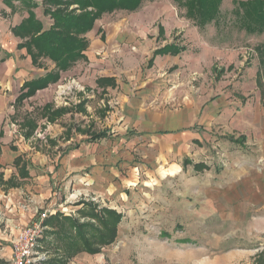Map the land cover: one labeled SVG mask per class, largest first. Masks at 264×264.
Wrapping results in <instances>:
<instances>
[{"label": "rangeland", "instance_id": "374dc122", "mask_svg": "<svg viewBox=\"0 0 264 264\" xmlns=\"http://www.w3.org/2000/svg\"><path fill=\"white\" fill-rule=\"evenodd\" d=\"M35 1L37 15L50 27L44 0ZM48 2L52 10L81 11ZM155 2L163 4L159 14L154 10L145 19L137 37L131 36L133 23L125 24L127 41L110 49L109 70L77 65L43 96L20 106L8 99L0 104V172L15 177L12 163L21 154L31 171L20 188L0 186V264H11L18 232L47 210L56 213L47 217L52 223L45 224L40 243L45 258L37 264H264V32L242 29L235 0H224L217 21L203 30L175 1ZM167 8L171 13H164ZM141 9L116 10L100 20L119 36L122 24L142 18ZM7 15L0 6V17ZM174 45V52L155 54ZM116 73L126 76L110 83L114 90L90 86V77ZM47 106L71 115L56 123ZM29 120L36 124L33 131ZM162 131L170 134H156ZM120 132L136 138L130 155V165L139 167L130 173L134 185L100 196L60 182L59 160L79 140L107 136V142ZM157 137L160 148L152 142ZM187 159L205 169L184 167ZM84 203L116 210L122 222L115 242L100 253L71 256L77 250L53 233L70 225L62 217L96 225ZM8 212L12 228L4 217ZM88 232L99 248L94 230Z\"/></svg>", "mask_w": 264, "mask_h": 264}, {"label": "crops", "instance_id": "0c3cea01", "mask_svg": "<svg viewBox=\"0 0 264 264\" xmlns=\"http://www.w3.org/2000/svg\"><path fill=\"white\" fill-rule=\"evenodd\" d=\"M13 4H14L13 6L12 5L9 6L5 4L4 1L0 0L1 9L7 12L8 14L7 17L6 16L0 17V32H1L0 57L3 60L0 64V104L6 99H8V101H11L12 103L15 102L14 104H17L19 106L23 105V103L27 102L28 100L36 99L41 95L43 96L44 93L50 91V89L54 87L57 83H60L63 81L64 78H67L65 76L72 75L73 74L71 73L72 69H74V67L76 68L77 65L85 66V67L87 66L97 71H101L105 67L108 69L109 66H112L111 62L108 61L109 60L108 57L110 56V52H111L110 49H116L118 45L119 46L121 45L120 42H122L123 40L127 41L126 39H124L127 37L125 35V28H126L125 24H127L129 27L133 23L134 29L129 28L131 31V36L137 37L138 33L140 34V32L142 31L141 26L144 24L145 19L148 18L151 14H153L154 10L157 14H159L158 9L159 7L163 6V4L160 2L151 3V1H145L141 7L142 18L139 17L140 18V19L138 18L139 21L122 24L124 29L120 30L119 36L118 33H115L117 31L116 28H115L116 31L111 29V27L113 26H107V24L103 23L101 20L96 21L94 27L92 28L93 30H91L86 34L89 43V46L85 53L86 59L79 60L78 62L74 63L69 70L60 72L59 79L55 81L50 80L46 86H43L42 88L38 89L35 94L28 97L27 99H24L22 103H19L17 102L19 96H21L23 93H27L29 90L28 89L29 87L25 88L24 85L28 84V82H34L32 80H38V79H42V77H46L48 73L56 70V65L51 60L43 59V58L40 59L37 64H35L30 54L28 53V50L26 48L19 47V44L23 43V40L15 35L13 28L20 25L29 15L27 8H25V6H23V4H21L20 1H14ZM21 5L23 6L22 9H24V11H22L24 15L19 16L17 9H20L19 7ZM164 11H165L164 13H171L168 8L164 9ZM34 12L37 15L36 10H34ZM37 18L43 22L45 27V23L42 17L37 15ZM45 28L47 29V27ZM8 33L12 37H10ZM107 34L108 36L106 37V41L104 42L103 41L104 37ZM45 62L51 63L49 65L50 67L48 66L46 67ZM112 69L114 70V67H112ZM118 74L116 73V74L101 75L100 77H90L89 78L90 86L92 85L98 88L99 90L101 89V91L102 90H105L107 92L110 90L112 91L114 90V88L110 87V84L106 83L100 85L99 83L101 79H112L114 82L115 81L118 82L119 79L122 78V76H126V75H118ZM14 104H13V108H14ZM50 110L51 113L55 112V110L51 108ZM51 113H49L50 116ZM69 115H71L69 111H65L63 114L59 115L58 117H55L57 120V121L55 120L56 123H58L64 117L67 119ZM156 134L162 137L163 135L170 134V132L162 131ZM106 137H103L104 139L102 138L90 139V137L88 138L85 137L83 141L80 140L78 141L79 144H77L74 147V149L69 150L66 157H63L59 160L60 165H58L59 168L57 170V177H59V179L60 178L63 179L62 181H60L63 183V185H67L68 187H73V189L75 187H78L79 189L81 188L80 190L82 192L88 194L92 191L93 193H96L100 196H102L105 193L104 191L119 194L126 187L134 185L135 179L134 181H131L130 173L133 172L136 173V171L139 172V167L136 163H134L133 167L132 165H130V162L133 161L131 160L130 155L132 151L135 150L136 138L133 137L131 138L124 132H120L114 137L110 136L111 138L107 142L105 141L107 139ZM146 141L149 140L147 139ZM152 142L155 145H157V147L159 148L162 146L160 143L161 140H159L158 137L157 139L152 138ZM103 143L106 144L102 146ZM1 150L2 149L0 145V152ZM19 156H21L23 162L26 163L22 154L16 156L15 159ZM14 161L12 164L17 169ZM89 166H93L94 170H91L90 173L83 172L86 171L84 169L89 168ZM1 168H3V164L0 163V169ZM27 170L29 172L27 178H21L19 176V172L17 169L18 172L17 175L15 177L11 176L9 179H6L4 177V173L1 171L0 177L1 176L2 177L0 179V186L7 187L8 188L7 190L20 188L23 181L30 179L31 176L30 166L28 163H27ZM12 178L16 183L15 187H10V185L8 184V181L11 180ZM46 195L47 197H52V193ZM12 205L13 204L5 203V201L3 204V206H6V208L9 209H12L11 208ZM23 207L30 208L28 202L26 201H24ZM22 209L23 208H20L21 212ZM0 210H1V204H0ZM17 210L18 209L15 208V211ZM10 214L13 213L8 212L4 215V217L6 216L5 217L6 223H8V225L11 227L14 225H11L12 220L10 216L12 215ZM14 214L17 215V212ZM25 215L29 216V213ZM33 215L34 214L31 213L29 218ZM12 231L16 232L15 229H13ZM0 251H2L1 247H0Z\"/></svg>", "mask_w": 264, "mask_h": 264}, {"label": "trees", "instance_id": "16d2710c", "mask_svg": "<svg viewBox=\"0 0 264 264\" xmlns=\"http://www.w3.org/2000/svg\"><path fill=\"white\" fill-rule=\"evenodd\" d=\"M5 4L13 6L14 1H20L28 10V17L18 26L13 28L16 36L23 40V43L19 44L20 48H26L35 64L40 59H49L56 65V70L48 73L46 77L42 79L32 80L34 82H28L24 87H29L27 93H23L17 99V102L22 103L24 99L32 96L36 91L43 86H46L50 80H57L60 78V72L67 71L71 66L79 60L86 59L85 53L89 46L86 34L93 30L96 21L100 20L104 14H113L116 10H122L126 12H135L139 10L145 1L153 0H44V14L51 15L53 18V24L49 28H45L42 21L37 18L34 10L39 6V3L35 0H2ZM47 1V2H46ZM48 1L58 7H70L72 5H78L80 11L76 14L74 11H64L62 9L52 10L48 4ZM179 7L184 9L186 17L193 20L201 30L206 28V25L216 22L220 13L221 5L224 0H173ZM236 1V12L239 18V24L243 30L251 33L264 32V0H247V2ZM48 3V4H47ZM75 13V14H74ZM174 46H168L160 48L155 54H166L174 52ZM3 60L0 57V64ZM113 85L112 79H101V84ZM47 106L46 114L50 113V109ZM66 110L59 109L58 112L52 113V116L58 117ZM50 115V114H49ZM55 117H52L53 120ZM50 118V119H52ZM29 129L32 131L36 128L34 121L29 120L26 123ZM25 126V125H24ZM33 132L27 133V136H31ZM235 141V140H234ZM237 139L235 142H240ZM19 176L21 178H27L29 172L27 170V164L23 162L21 156L17 157L14 161ZM189 159L184 161V167L192 164ZM194 169L201 171L205 169L202 163H193ZM2 177V176H1ZM0 177V179H1ZM8 184L12 187L16 186L14 179L8 181ZM89 212L85 214L90 218L97 221L95 224H84L79 221H73L71 218L62 217L64 221H67L70 225L65 228V225L61 226L59 232H54L58 241H62L70 248L77 251H70L71 256L77 255L80 251H86L89 254L100 253V248L110 245L118 237V228L122 222V214L111 208L105 207L98 210L99 206L94 203H87ZM52 217V216H51ZM52 218H47L45 224L52 223ZM94 230L93 235L99 238L100 247L97 248L94 244V239H90L86 233L90 235L89 230ZM91 236V235H90Z\"/></svg>", "mask_w": 264, "mask_h": 264}, {"label": "built area", "instance_id": "2783aa9c", "mask_svg": "<svg viewBox=\"0 0 264 264\" xmlns=\"http://www.w3.org/2000/svg\"><path fill=\"white\" fill-rule=\"evenodd\" d=\"M54 213L55 210H47L18 232L16 240L12 243L11 264H37L45 258L40 251V243L46 229L45 220L49 214Z\"/></svg>", "mask_w": 264, "mask_h": 264}]
</instances>
